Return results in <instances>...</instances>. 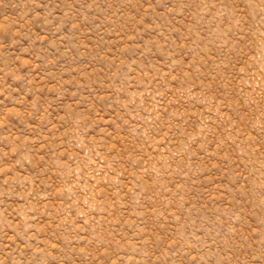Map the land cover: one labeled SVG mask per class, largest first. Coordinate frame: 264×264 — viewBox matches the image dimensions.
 Here are the masks:
<instances>
[{"label": "rangeland", "instance_id": "374dc122", "mask_svg": "<svg viewBox=\"0 0 264 264\" xmlns=\"http://www.w3.org/2000/svg\"><path fill=\"white\" fill-rule=\"evenodd\" d=\"M0 264H264V0H0Z\"/></svg>", "mask_w": 264, "mask_h": 264}]
</instances>
